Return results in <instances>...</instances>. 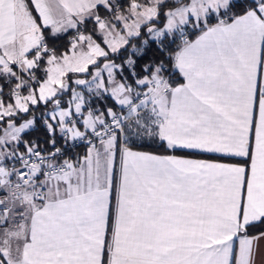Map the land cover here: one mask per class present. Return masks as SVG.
I'll return each mask as SVG.
<instances>
[{"label":"snow or ice","instance_id":"1","mask_svg":"<svg viewBox=\"0 0 264 264\" xmlns=\"http://www.w3.org/2000/svg\"><path fill=\"white\" fill-rule=\"evenodd\" d=\"M0 264H264V0H0Z\"/></svg>","mask_w":264,"mask_h":264}]
</instances>
